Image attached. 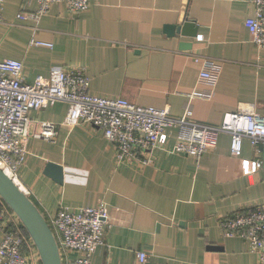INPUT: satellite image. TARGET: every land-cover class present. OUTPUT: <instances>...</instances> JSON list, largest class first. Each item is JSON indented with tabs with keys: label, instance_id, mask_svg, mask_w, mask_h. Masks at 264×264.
Returning a JSON list of instances; mask_svg holds the SVG:
<instances>
[{
	"label": "crops",
	"instance_id": "obj_1",
	"mask_svg": "<svg viewBox=\"0 0 264 264\" xmlns=\"http://www.w3.org/2000/svg\"><path fill=\"white\" fill-rule=\"evenodd\" d=\"M37 7L4 0L0 24V60H22L27 82L54 67H83L92 94L167 107L175 117L187 107L192 120L210 125L221 124L228 111L264 114V49L246 24L255 14L252 0H90L81 13L59 2L39 20L17 17ZM185 20L195 22L197 37L177 32ZM33 39L53 46L30 44ZM195 58L218 65L214 83L200 80L203 65ZM67 112L62 102L31 112V133L41 121L59 125L53 140L29 137L19 176L47 221L63 206L105 204L110 219L94 264H258L247 240L226 235L221 222L264 202L262 149L258 154L245 139L234 156L230 136L221 134L199 160L156 150L145 168L116 167L115 145L103 130L71 128L63 124ZM177 133L167 131L169 149ZM49 161L63 167L62 183L45 174ZM138 251L147 252V262ZM33 253L34 264H42Z\"/></svg>",
	"mask_w": 264,
	"mask_h": 264
},
{
	"label": "built area",
	"instance_id": "obj_2",
	"mask_svg": "<svg viewBox=\"0 0 264 264\" xmlns=\"http://www.w3.org/2000/svg\"><path fill=\"white\" fill-rule=\"evenodd\" d=\"M37 2L34 12L21 11V19L39 20L55 3H65L73 13L86 12L90 0H23ZM255 14L246 20L252 41L264 49V0H252ZM4 0H0V24L3 22ZM30 44L52 47L53 44L33 39ZM203 65L200 80L214 83L218 65L210 60L195 58ZM22 60H0V168L28 195L21 183L19 170L28 154V139L53 140L58 123L41 121L39 129L31 133L33 110H41L59 102L68 106L63 124L73 128L91 124L101 128L105 138L115 145L116 167L134 166L138 169L153 164V152L166 150L200 159L217 147L219 136L231 138V154L241 155L243 141L249 140L258 154L264 151V114L251 110L228 111L219 125L196 122L193 111L175 117L169 108L144 106L123 97L109 98L90 92V79L83 67H54L47 76L39 75L30 83L25 80ZM178 129L177 141L167 146V131ZM261 168L263 161L257 159ZM110 214L103 202L97 206L77 209L63 206L48 223L57 240L62 264H94L92 256L105 244L106 226ZM226 235H238L247 240L249 249L264 264V202L238 212L221 222ZM0 264H34L33 250L37 247L17 214L0 196ZM39 253V252H38ZM77 253V257L71 255ZM39 256V254H38ZM138 260L147 262L146 251H138Z\"/></svg>",
	"mask_w": 264,
	"mask_h": 264
},
{
	"label": "water",
	"instance_id": "obj_3",
	"mask_svg": "<svg viewBox=\"0 0 264 264\" xmlns=\"http://www.w3.org/2000/svg\"><path fill=\"white\" fill-rule=\"evenodd\" d=\"M176 30L186 36L197 37L198 35L197 26L192 20H185ZM183 46L188 47L189 44L185 43ZM45 174L58 183L63 182V167L56 162H48ZM0 196L20 218L37 247L42 264H62L57 240L45 216L30 196L1 168Z\"/></svg>",
	"mask_w": 264,
	"mask_h": 264
}]
</instances>
